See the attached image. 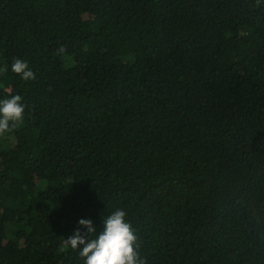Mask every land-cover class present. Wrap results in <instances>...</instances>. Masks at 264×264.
Masks as SVG:
<instances>
[{
  "label": "trees",
  "instance_id": "obj_1",
  "mask_svg": "<svg viewBox=\"0 0 264 264\" xmlns=\"http://www.w3.org/2000/svg\"><path fill=\"white\" fill-rule=\"evenodd\" d=\"M13 95L0 264H85L117 208L148 264H264V0H0Z\"/></svg>",
  "mask_w": 264,
  "mask_h": 264
},
{
  "label": "clouds",
  "instance_id": "obj_2",
  "mask_svg": "<svg viewBox=\"0 0 264 264\" xmlns=\"http://www.w3.org/2000/svg\"><path fill=\"white\" fill-rule=\"evenodd\" d=\"M65 51L66 48L61 46L57 54ZM11 71L26 82L36 79L27 62L19 58L13 60ZM22 100L20 95H13L0 101V136L14 131L24 121L26 109ZM127 217L125 210L117 208L103 218L99 234L91 220L81 219L79 224L86 231L76 230L64 243L72 250H78L85 264H148L141 255L136 230Z\"/></svg>",
  "mask_w": 264,
  "mask_h": 264
}]
</instances>
